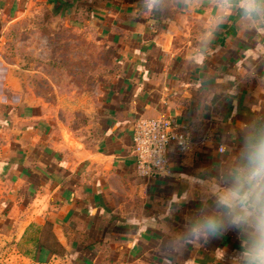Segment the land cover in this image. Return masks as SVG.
<instances>
[{"label": "crops", "instance_id": "crops-1", "mask_svg": "<svg viewBox=\"0 0 264 264\" xmlns=\"http://www.w3.org/2000/svg\"><path fill=\"white\" fill-rule=\"evenodd\" d=\"M215 3L0 0V237L17 264H231L236 229L180 255L162 243L198 205L167 218L171 196L188 176L214 170L220 143L251 109L264 114V55H246L264 34L229 18L199 59ZM34 18L83 34L88 46L18 50L25 43L7 30ZM158 116L189 135L188 148L171 143L167 172L140 176L132 127Z\"/></svg>", "mask_w": 264, "mask_h": 264}, {"label": "clouds", "instance_id": "clouds-1", "mask_svg": "<svg viewBox=\"0 0 264 264\" xmlns=\"http://www.w3.org/2000/svg\"><path fill=\"white\" fill-rule=\"evenodd\" d=\"M159 3L163 5L164 0ZM232 17L242 21L244 28L264 34V0H216L196 41L199 59L209 51L219 25ZM246 55L250 61L258 60L264 55V45L247 49ZM251 112L220 143L214 170L201 169V175L188 176L187 189L173 194L165 205L164 215L170 218L180 205L198 201L183 217L180 228L166 230L162 242L166 252L180 255L225 229H236L240 249L231 264H264V114L256 108ZM174 138L182 149L188 148L183 134ZM156 167L161 173L168 170L163 151ZM216 252L218 258L223 255V250Z\"/></svg>", "mask_w": 264, "mask_h": 264}, {"label": "rangeland", "instance_id": "rangeland-1", "mask_svg": "<svg viewBox=\"0 0 264 264\" xmlns=\"http://www.w3.org/2000/svg\"><path fill=\"white\" fill-rule=\"evenodd\" d=\"M13 32L18 41L25 45L18 50H25L27 47H33L36 50H85L87 41L83 34L77 31H71L63 24L48 20L47 18L31 21L22 19L16 24L10 26L8 30ZM88 46V45H87ZM84 59H78L76 67L79 70L87 65L83 64ZM0 264H17L16 257H12V252L4 244V239L0 237Z\"/></svg>", "mask_w": 264, "mask_h": 264}, {"label": "built area", "instance_id": "built-area-1", "mask_svg": "<svg viewBox=\"0 0 264 264\" xmlns=\"http://www.w3.org/2000/svg\"><path fill=\"white\" fill-rule=\"evenodd\" d=\"M177 134H183L189 142V135L182 130L172 118L158 116L139 118L132 127L131 153L136 163V173L146 176L152 172L160 173L156 167L161 151L167 161V148L171 143L182 149L176 139Z\"/></svg>", "mask_w": 264, "mask_h": 264}]
</instances>
